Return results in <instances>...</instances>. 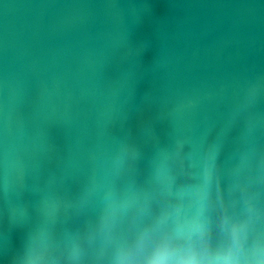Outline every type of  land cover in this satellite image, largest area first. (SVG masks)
Here are the masks:
<instances>
[{
	"label": "water",
	"instance_id": "1",
	"mask_svg": "<svg viewBox=\"0 0 264 264\" xmlns=\"http://www.w3.org/2000/svg\"><path fill=\"white\" fill-rule=\"evenodd\" d=\"M0 264H264V0H0Z\"/></svg>",
	"mask_w": 264,
	"mask_h": 264
}]
</instances>
